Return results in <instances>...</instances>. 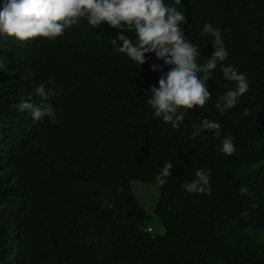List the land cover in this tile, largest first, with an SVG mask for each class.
I'll list each match as a JSON object with an SVG mask.
<instances>
[{"label":"trees","instance_id":"16d2710c","mask_svg":"<svg viewBox=\"0 0 264 264\" xmlns=\"http://www.w3.org/2000/svg\"><path fill=\"white\" fill-rule=\"evenodd\" d=\"M177 7L200 51L197 62L214 51V37L200 35L211 23L229 53L223 63L249 82L221 115L215 104L236 85L218 68L207 82L211 99L185 112L178 130L147 104L161 75L150 65L163 61L146 53L139 66L117 53L118 29L106 22L94 29L82 19L54 41L0 35V196L18 199V216L0 222V264H264V0H182ZM41 83L62 89L50 101L56 122H33L14 107L38 105ZM205 118L221 125L219 139L207 129L192 138ZM226 136L234 137L231 156L219 151ZM165 162L173 169L161 187L155 176ZM198 169H212L210 196L183 187ZM132 181L158 186L153 212ZM242 186L250 195H241ZM154 218L163 234L146 230Z\"/></svg>","mask_w":264,"mask_h":264},{"label":"clouds","instance_id":"9594fccd","mask_svg":"<svg viewBox=\"0 0 264 264\" xmlns=\"http://www.w3.org/2000/svg\"><path fill=\"white\" fill-rule=\"evenodd\" d=\"M181 3L182 0H174L173 4H166L165 0H3L0 5V35L16 38L20 42L36 37L54 41L73 26L79 25L82 19L94 29L106 22L110 28L118 29L116 38L112 39L117 53L126 55L139 66L146 63V53H154L157 60L163 61V64L150 65L153 72L159 71L161 75L159 86L152 84L147 91V104L153 109L154 117L161 118L164 123L178 130L184 121L185 112L203 108L211 99L212 93L207 82L218 68L226 80L236 85L218 98L215 107L221 115L234 108L249 90L246 74L239 72L233 65L225 66L223 63L229 53L219 28H214L211 23L204 24L200 35L214 37V51L205 63L197 62L200 51L187 39L181 27L187 23L186 14L177 7ZM126 33L134 34V39ZM165 66H170V70L165 72ZM5 67L6 64L0 60V69ZM48 83L55 84V81ZM61 91L41 83L35 89L40 98L38 105L30 100H22L14 107L33 122H41L45 118L56 122V110L50 101ZM244 114H249L247 109ZM206 129L215 138H220L221 125L207 118L194 126L192 138L195 139ZM233 141L232 136L224 137L219 151L226 156L233 155L236 151ZM172 169V163L165 162L156 174L155 182L163 187L172 175ZM211 172L212 169L196 170L195 179L183 187L188 193L210 196ZM12 177L17 181V174ZM117 191H123V187H117ZM240 193L250 195V189L242 186ZM0 202V222L9 223L12 216H18V199L16 196H0ZM104 207L112 208L115 205L105 200ZM241 215L247 217V210ZM151 223L146 227L149 233L160 235L165 232V228L158 232L154 223Z\"/></svg>","mask_w":264,"mask_h":264},{"label":"rangeland","instance_id":"374dc122","mask_svg":"<svg viewBox=\"0 0 264 264\" xmlns=\"http://www.w3.org/2000/svg\"><path fill=\"white\" fill-rule=\"evenodd\" d=\"M132 191L144 208L150 211L154 210L155 201L159 192L157 185L141 181H132ZM153 223L158 232L163 231V227L160 226V222L156 218L153 219Z\"/></svg>","mask_w":264,"mask_h":264}]
</instances>
